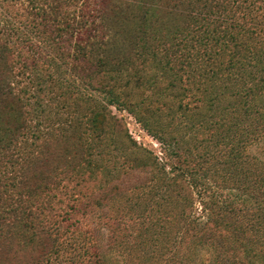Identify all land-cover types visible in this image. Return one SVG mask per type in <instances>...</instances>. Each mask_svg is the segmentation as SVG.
Returning <instances> with one entry per match:
<instances>
[{
    "label": "rangeland",
    "instance_id": "1",
    "mask_svg": "<svg viewBox=\"0 0 264 264\" xmlns=\"http://www.w3.org/2000/svg\"><path fill=\"white\" fill-rule=\"evenodd\" d=\"M249 1L255 28L261 21L260 3ZM74 64L72 74H84L82 64ZM258 65L245 72L249 82L240 89L244 97L235 114L216 110L200 128L178 126L176 159L131 115L113 108L121 134L114 143L59 142L56 134L71 125L72 99L36 89L31 95L20 85L23 94H6V76L0 75V134H23L16 143H1L0 213L29 191L39 197L42 209L29 218L17 213L8 227L20 225L43 239L39 231L45 221H51L52 230L58 226L59 238L52 234L58 245L45 264H233L230 251L242 256L238 264H264V100L257 98L264 65ZM1 69L0 63V74ZM13 87L17 89L14 80ZM190 155L197 165L185 178L193 185L187 187L181 173L178 187L172 182V165L185 168ZM154 160L161 163L160 173ZM213 193L219 201L234 197L239 211L232 214L234 221L227 219L234 223L228 228L215 222L212 210L203 205ZM28 253L33 259L39 255L37 247ZM11 260L0 249V264H15Z\"/></svg>",
    "mask_w": 264,
    "mask_h": 264
},
{
    "label": "trees",
    "instance_id": "2",
    "mask_svg": "<svg viewBox=\"0 0 264 264\" xmlns=\"http://www.w3.org/2000/svg\"><path fill=\"white\" fill-rule=\"evenodd\" d=\"M258 1L261 21L253 28L249 0H0V75L6 76V94H23L20 85L31 95L36 89L72 99L71 125L55 137L66 145L93 139L101 146L114 143L121 134L113 108L131 115L176 159L178 126L200 128L216 110L228 109L231 117L244 97L240 89L249 82L245 72L252 73L251 65H264V0ZM75 62L84 74H72ZM262 87L257 98L264 100ZM22 135L0 134V150L1 143H16ZM124 135L130 138L126 131ZM188 159L183 169L172 165V182L178 187L181 173L182 178L194 174L197 162L191 155ZM152 166L160 173V161ZM186 178L192 187L193 180ZM18 197L0 213L1 256H11L15 264L48 263L58 245V226L52 230L51 221H45L39 231L43 239L20 225L8 227L17 213L29 218L42 212L35 193ZM209 197L203 205L212 210V219L227 228L234 224L227 221H234L232 214L239 211L234 197ZM221 203L225 214L219 213ZM36 247L39 255L33 259L28 250ZM230 254L233 264L243 260Z\"/></svg>",
    "mask_w": 264,
    "mask_h": 264
}]
</instances>
